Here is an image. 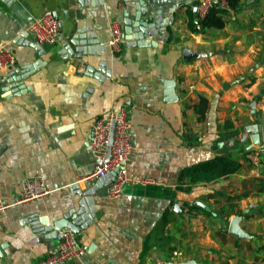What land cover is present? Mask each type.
<instances>
[{"label":"crops","instance_id":"0c3cea01","mask_svg":"<svg viewBox=\"0 0 264 264\" xmlns=\"http://www.w3.org/2000/svg\"><path fill=\"white\" fill-rule=\"evenodd\" d=\"M141 1L155 19H168L164 32L149 38L156 46L125 41L113 53L112 25L134 18ZM195 1L0 0V47L17 58L9 72L41 61L16 81L25 87L19 94L5 89L0 68V198L16 203L33 175L52 191L0 215V264H37L57 246L28 219L38 214L53 223L79 207L78 191L99 180L86 178L94 167L91 125L125 106L135 145L129 180L118 199L108 196L107 183L93 193L95 217L78 235L86 252L63 264H264V144L249 149L251 137L241 140L246 126L264 124V0H241L224 28L204 33L189 28ZM47 10L59 19L60 38L38 51L29 27ZM82 26L105 49L68 56L64 44ZM185 48L202 55L186 60ZM101 61L110 75L87 71H99ZM169 80L174 101L167 100ZM201 97L209 102L203 119L195 110ZM224 154L242 168L213 182L181 178L185 167ZM237 216L249 236L230 233Z\"/></svg>","mask_w":264,"mask_h":264},{"label":"built area","instance_id":"2783aa9c","mask_svg":"<svg viewBox=\"0 0 264 264\" xmlns=\"http://www.w3.org/2000/svg\"><path fill=\"white\" fill-rule=\"evenodd\" d=\"M218 3L221 7H227L226 0H220ZM213 5V0H200L199 19L205 17ZM29 32L39 45L43 47L54 45L59 41L61 25L56 14L47 10L32 22ZM111 32L110 48L113 53L119 54L123 52V45L126 41L123 26L116 22L112 25ZM16 65L17 58L13 51L3 46L0 47V68L8 73ZM113 125V141L110 146ZM88 142L94 158V167L86 178L100 179L115 172L114 181L109 184L107 193L111 198H120L129 180L128 167L135 152L128 106L122 107L119 112L97 117L91 125ZM109 152L110 156L107 158ZM51 192L46 185L45 178L41 175L27 177L16 203H7L0 198V215L15 204L38 201L48 197ZM61 233L62 238L58 240L57 246L41 257L37 264H63L70 259L84 255L86 249L78 237L79 234L70 229H64ZM175 254L180 255V252L176 251Z\"/></svg>","mask_w":264,"mask_h":264},{"label":"water","instance_id":"95a60500","mask_svg":"<svg viewBox=\"0 0 264 264\" xmlns=\"http://www.w3.org/2000/svg\"><path fill=\"white\" fill-rule=\"evenodd\" d=\"M7 1V0H5ZM81 4H87L88 0H78ZM93 1V0H92ZM97 1V0H95ZM200 4V0H196L194 2V12L196 21H199L198 15V6ZM153 10L150 7L146 6L145 1H141L137 5V13L134 18L128 17L126 14L123 30L124 37L127 41V45H139V46H156V41H149V38L155 34L163 33L165 30V26L168 22V19L159 15L158 18H154ZM36 48L38 51L44 49L43 46L37 45ZM105 49L104 45L100 44V41L97 39L96 35L92 32L91 26H82L76 29L75 33L71 35L67 42L64 44L63 53L68 54L71 57L83 58L87 55H92L98 50L102 51ZM99 54V53H98ZM202 53L193 52L188 48L184 49V58L186 60H191L194 57H200ZM41 64V61H37L33 63V67L31 65H27L23 67L22 70H14L8 72L5 76L6 81L9 83L5 87L6 90L12 89V93H17L24 91L25 87L21 83H16V81H21L22 78L27 76V73L33 70L35 67ZM106 65V61H101L99 71H95L93 66H88L87 71L91 74H95L99 76V72L102 71L105 75H110L111 71L104 68ZM103 78V76H99ZM167 100L174 101L177 100V96L175 94V81L169 80L167 81ZM251 107L254 109L256 107V103L252 102ZM255 110V109H254ZM260 120L248 125L245 127V132L242 135L241 140L244 141L248 139L249 136L252 139V144L249 145V149L255 145H259L264 140V127L261 126ZM113 131L114 125L110 138V146L113 141ZM233 143V141H231ZM110 152L108 154L109 158ZM115 172H112L109 176L100 178L97 184L93 187V189L87 191H78V193L82 196V199L79 201V207L70 209L63 217L59 219H53V223L49 220V218L39 217V215H34L33 217H29V221L33 222V225L37 229V231H41L46 233L47 237H52L60 240L62 238V230L70 229L75 233L79 234L82 229L87 228L92 223V219L95 217L96 208L94 206V198L93 193L97 191V188L102 187L104 184H110L114 181ZM78 189V185H75ZM240 221V217H234L231 220L230 225V233L238 236V237H247L248 234L244 233L242 229L239 227L238 223ZM174 264V263H170ZM177 264H203L200 262H196L194 260L181 262Z\"/></svg>","mask_w":264,"mask_h":264},{"label":"trees","instance_id":"16d2710c","mask_svg":"<svg viewBox=\"0 0 264 264\" xmlns=\"http://www.w3.org/2000/svg\"><path fill=\"white\" fill-rule=\"evenodd\" d=\"M227 7H221L219 3H214L205 17L196 21L195 14L189 11V28L194 33H204L208 29L224 28L226 25V16L230 10H236L241 5V0H226ZM209 102L205 97H201L198 104L195 105V110L199 114V119L205 117V112ZM247 152H250L248 149ZM243 164L234 159L229 154L217 155L214 157L199 160L181 171V178H188L191 183L213 182L223 177L238 172ZM264 249V245L262 246ZM256 264H260L257 263Z\"/></svg>","mask_w":264,"mask_h":264},{"label":"rangeland","instance_id":"374dc122","mask_svg":"<svg viewBox=\"0 0 264 264\" xmlns=\"http://www.w3.org/2000/svg\"><path fill=\"white\" fill-rule=\"evenodd\" d=\"M254 109L256 110L257 108L255 107ZM261 125H262V127H264L263 119L261 120ZM262 144H264V140L262 141Z\"/></svg>","mask_w":264,"mask_h":264}]
</instances>
